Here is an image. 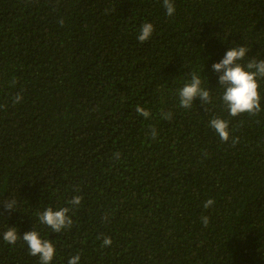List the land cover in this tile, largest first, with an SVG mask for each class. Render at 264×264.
<instances>
[{
    "label": "trees",
    "instance_id": "obj_1",
    "mask_svg": "<svg viewBox=\"0 0 264 264\" xmlns=\"http://www.w3.org/2000/svg\"><path fill=\"white\" fill-rule=\"evenodd\" d=\"M173 2L169 17L162 0H0V264H40L9 227L50 240L51 264H264V79L262 110L233 118L212 68L234 46L264 59V0ZM193 72L212 102L179 108ZM49 206L71 228L41 224Z\"/></svg>",
    "mask_w": 264,
    "mask_h": 264
},
{
    "label": "clouds",
    "instance_id": "obj_2",
    "mask_svg": "<svg viewBox=\"0 0 264 264\" xmlns=\"http://www.w3.org/2000/svg\"><path fill=\"white\" fill-rule=\"evenodd\" d=\"M163 7L166 9V14L171 17L176 12V7L173 0H162ZM154 32V26L150 22L143 23L140 26V33L137 37L140 43L148 41ZM249 48L246 46H234L230 48L224 57L212 65L214 72L219 73V85L223 89L220 100L227 110L230 117H237L241 114L247 113L254 115L259 113L261 109V93H260V80L264 79V59L247 57ZM247 57V62L244 63ZM191 80L185 83L178 90L179 104L178 107L182 109H191L194 100L199 97L204 105L212 102V96L209 89L202 87L201 76L197 73H190ZM22 96L17 94L14 98V103H19ZM137 115L142 116L145 120L151 118V112L139 104L135 109ZM161 119L172 120L173 115L170 111L166 112L161 109ZM209 127L215 131L220 140L227 143L230 140L229 121L221 117H215L210 120ZM150 137L155 140L158 132L155 126H150ZM232 143L235 144V138H231ZM115 159L120 158V153L113 154ZM77 191H79L77 189ZM83 197L75 195L67 203L71 206H79ZM215 204L214 199L208 198L203 203V208L208 210ZM3 205L6 210H14L16 206L15 198L4 199ZM71 211L70 207H60L54 210L51 206L47 207L39 214V221L41 224L51 228L54 233H60L65 229L71 228L73 224L72 218L68 215ZM210 218L207 215H201V223L207 227ZM27 245L29 254L38 256L40 264H51L53 261L56 249L54 244L41 237L40 233L36 230L28 231L23 236H18L16 228L9 227L3 233V240L10 244L15 245L18 239H21ZM113 243L110 237H104L102 240V247L111 246ZM80 256L77 254L71 257L68 264H79Z\"/></svg>",
    "mask_w": 264,
    "mask_h": 264
}]
</instances>
